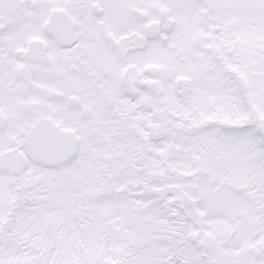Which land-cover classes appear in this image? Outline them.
Returning a JSON list of instances; mask_svg holds the SVG:
<instances>
[{"label": "snow or ice", "instance_id": "6c2138e0", "mask_svg": "<svg viewBox=\"0 0 264 264\" xmlns=\"http://www.w3.org/2000/svg\"><path fill=\"white\" fill-rule=\"evenodd\" d=\"M0 264H264V0H0Z\"/></svg>", "mask_w": 264, "mask_h": 264}]
</instances>
